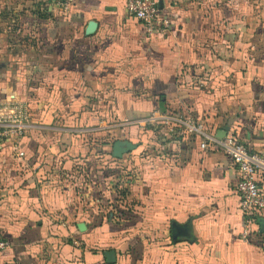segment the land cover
<instances>
[{
  "label": "crops",
  "instance_id": "crops-1",
  "mask_svg": "<svg viewBox=\"0 0 264 264\" xmlns=\"http://www.w3.org/2000/svg\"><path fill=\"white\" fill-rule=\"evenodd\" d=\"M126 1L0 0V100L31 113L23 156L0 146V264H264L231 159L139 123L174 113L264 155V0H158L151 36Z\"/></svg>",
  "mask_w": 264,
  "mask_h": 264
},
{
  "label": "built area",
  "instance_id": "built-area-1",
  "mask_svg": "<svg viewBox=\"0 0 264 264\" xmlns=\"http://www.w3.org/2000/svg\"><path fill=\"white\" fill-rule=\"evenodd\" d=\"M61 7L67 9L68 1H64ZM125 9L141 23L147 36L167 31V21L161 19L159 14L158 0H127ZM139 123L155 124L177 144L185 136L194 134L201 139V150L219 151L229 157L238 172L236 190L240 212L248 219H264V189L259 186L260 180H264V155L249 151L234 135L209 136L203 132L201 123L184 119L174 113L153 114ZM30 128L31 113L27 103L11 99L0 100V146L9 143L13 151L22 157L23 153L18 150V144ZM7 246L8 243L0 235V250Z\"/></svg>",
  "mask_w": 264,
  "mask_h": 264
},
{
  "label": "water",
  "instance_id": "water-1",
  "mask_svg": "<svg viewBox=\"0 0 264 264\" xmlns=\"http://www.w3.org/2000/svg\"><path fill=\"white\" fill-rule=\"evenodd\" d=\"M161 5V3H158V6ZM91 26V25H90ZM134 148V146L130 142H121V141H115L112 145V156L114 158L120 159L124 153H127L131 151ZM258 225L260 228V231L264 233V219L258 220ZM172 238L175 239L177 235H179L180 232H184L185 229H179L174 224H172ZM112 256V253H105L106 260H110V257Z\"/></svg>",
  "mask_w": 264,
  "mask_h": 264
},
{
  "label": "trees",
  "instance_id": "trees-1",
  "mask_svg": "<svg viewBox=\"0 0 264 264\" xmlns=\"http://www.w3.org/2000/svg\"><path fill=\"white\" fill-rule=\"evenodd\" d=\"M107 144H109V143H107ZM107 144L106 143H104V144L102 143L100 145L104 146V145H107ZM118 164H120V167H119V173L116 176V178H125V179L130 178L132 173H134V170L132 168H130V167L123 166L122 163L118 162Z\"/></svg>",
  "mask_w": 264,
  "mask_h": 264
},
{
  "label": "rangeland",
  "instance_id": "rangeland-1",
  "mask_svg": "<svg viewBox=\"0 0 264 264\" xmlns=\"http://www.w3.org/2000/svg\"><path fill=\"white\" fill-rule=\"evenodd\" d=\"M16 26H15V24H13V22H12V25H10L9 26V29H14ZM18 29H19V27H17Z\"/></svg>",
  "mask_w": 264,
  "mask_h": 264
}]
</instances>
